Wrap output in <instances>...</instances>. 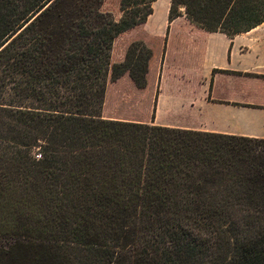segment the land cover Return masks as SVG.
Wrapping results in <instances>:
<instances>
[{
  "label": "trees",
  "instance_id": "1",
  "mask_svg": "<svg viewBox=\"0 0 264 264\" xmlns=\"http://www.w3.org/2000/svg\"><path fill=\"white\" fill-rule=\"evenodd\" d=\"M104 1L0 0V264H264V139L102 118L109 80L146 88L144 43L111 58L157 0ZM181 16L233 38L264 0Z\"/></svg>",
  "mask_w": 264,
  "mask_h": 264
},
{
  "label": "crops",
  "instance_id": "2",
  "mask_svg": "<svg viewBox=\"0 0 264 264\" xmlns=\"http://www.w3.org/2000/svg\"><path fill=\"white\" fill-rule=\"evenodd\" d=\"M170 0L153 3L146 22L122 35V48L144 43L152 52L145 93H153L155 126L264 139V23L228 38L168 22ZM127 75L113 86H131ZM199 125H189L192 121ZM194 123V122H192Z\"/></svg>",
  "mask_w": 264,
  "mask_h": 264
},
{
  "label": "rangeland",
  "instance_id": "3",
  "mask_svg": "<svg viewBox=\"0 0 264 264\" xmlns=\"http://www.w3.org/2000/svg\"><path fill=\"white\" fill-rule=\"evenodd\" d=\"M119 2L120 0H105L101 10L110 12L118 20L121 16ZM121 46L122 43L117 44L113 49L112 63H119L123 60L124 51ZM108 84L101 111L102 118L139 122L150 120L154 101L153 93H145L143 90L136 89L132 82L129 87H115L110 80ZM192 122L189 125L200 124L197 120Z\"/></svg>",
  "mask_w": 264,
  "mask_h": 264
}]
</instances>
